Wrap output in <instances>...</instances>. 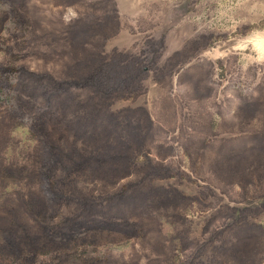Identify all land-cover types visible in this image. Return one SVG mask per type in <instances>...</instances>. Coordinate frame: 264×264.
<instances>
[{
    "label": "rangeland",
    "instance_id": "1",
    "mask_svg": "<svg viewBox=\"0 0 264 264\" xmlns=\"http://www.w3.org/2000/svg\"><path fill=\"white\" fill-rule=\"evenodd\" d=\"M0 264H264V0H0Z\"/></svg>",
    "mask_w": 264,
    "mask_h": 264
}]
</instances>
